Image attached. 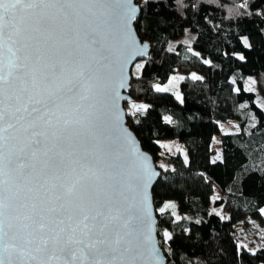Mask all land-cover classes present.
I'll use <instances>...</instances> for the list:
<instances>
[{
    "label": "trees",
    "instance_id": "1",
    "mask_svg": "<svg viewBox=\"0 0 264 264\" xmlns=\"http://www.w3.org/2000/svg\"><path fill=\"white\" fill-rule=\"evenodd\" d=\"M135 2V31L150 42V55L140 59L137 75L131 72L129 95L147 107L126 118L160 171L151 193L166 264H264V246L254 252L240 246L236 229L243 217L259 216L264 205V111L244 80L253 76L264 97V0ZM187 29L203 58L182 41L168 49ZM175 70L202 75L181 80L185 103L155 89ZM248 112L255 124L247 130ZM228 119L238 121L239 130L222 134V158L213 161V134ZM173 137L185 146L186 159L161 154L158 141ZM215 187L213 205L227 219L210 208Z\"/></svg>",
    "mask_w": 264,
    "mask_h": 264
},
{
    "label": "snow or ice",
    "instance_id": "2",
    "mask_svg": "<svg viewBox=\"0 0 264 264\" xmlns=\"http://www.w3.org/2000/svg\"><path fill=\"white\" fill-rule=\"evenodd\" d=\"M136 19L131 0H0V255L8 251L10 240H19L21 248L35 244L38 251L47 250L50 242L54 249L61 244L65 220L59 214L33 212L20 226L9 222L5 231V185L19 188L35 170L33 161L42 154L47 159L41 161L39 175L55 201H81L78 212L69 216L77 227L84 225L81 238L69 235L60 251L70 253L75 260L71 245H83L80 264H145V257L146 264H160L150 227L145 231L150 225L146 158H137L142 164L139 170L133 162L126 191L117 189L103 201L93 196L84 201L87 175L65 168L44 147L50 129L68 131L80 123L77 114L83 101H90L89 106L100 113L114 108V100L109 104L113 53L135 52ZM57 32L62 33L63 42L47 54L41 53L38 43H23L42 36L53 38ZM119 86L123 87L122 79ZM9 129L23 136L22 146L14 143L16 135H4ZM137 196L142 197L139 208ZM164 237L171 239L166 231ZM125 256L130 259H122ZM0 264H5L4 260L0 259Z\"/></svg>",
    "mask_w": 264,
    "mask_h": 264
},
{
    "label": "water",
    "instance_id": "3",
    "mask_svg": "<svg viewBox=\"0 0 264 264\" xmlns=\"http://www.w3.org/2000/svg\"><path fill=\"white\" fill-rule=\"evenodd\" d=\"M131 2L136 6L137 17L140 9L135 0H131ZM135 21H133V38L136 42L135 52L140 54L134 52L128 55L120 50L113 53L114 79L113 87L109 89V104L111 100H114V108L100 113L96 108L89 106L90 101H83V107L80 108L77 114L80 123L73 124L68 131L50 129L44 147L50 149L48 155L52 156L55 161L62 163L65 168L75 169L76 173L87 175L88 193L85 195L84 201L88 200V196L103 201L116 192L117 189L126 191L129 169L132 168V164L135 162L136 169L139 170L142 164L137 158L145 157L149 173L148 176L144 177L147 184L145 193L147 196V215L150 217V225L146 226L145 231L150 227L152 244L155 245L159 254L160 264H166V257H164L162 247L159 244V236H157V216L151 193L160 176V171L152 156L142 148L133 129L128 125L124 107L125 103L132 101V97L129 95L132 66L138 59H147L150 55V42L140 40L137 31H135ZM61 37L62 33L57 32L53 38L42 36L39 37L38 41L25 40L23 43L29 45L38 43L41 53L47 54L63 42ZM121 79L123 87L119 86ZM116 116H118V120L115 118ZM52 132H56L55 137H53ZM4 135H16L17 140L14 143L17 147L22 146L23 136L16 133L14 129H9ZM44 159H47V157L40 154L38 159L33 161L36 165L35 170L31 176L21 183L19 188L15 184L5 185V231H8L7 224L9 222L20 226L27 222L25 216L33 212L43 211L48 215L59 214V217L65 220V225H63L65 232L60 233L61 244L56 245L54 249L53 244L50 242L47 250L38 251L35 244L21 248L19 240H10L8 251L0 255V259L4 260L5 264H64L65 260L69 264H80V249L83 248V245H71L75 251V260H73L70 253L60 251V247L63 246L62 241L69 235L81 238L80 234L81 230L84 229V225L80 224L77 227L74 220L69 219V216L78 212V205L81 201H55L49 191V185H45L44 180L39 175V169L42 166L41 161ZM89 168L92 171H89ZM27 172L28 170H25L26 175ZM93 172L96 175H93ZM135 203L138 208L141 207L142 197L137 196ZM61 204L63 207H61ZM7 206H10V216L7 215L9 210ZM49 209H55L56 211L49 213ZM86 223L91 226V222ZM72 229H75V232ZM96 234L99 235V233ZM21 235H26V233H21ZM92 238L95 239V237ZM122 259L127 260L130 257L125 256ZM143 259L146 264V257Z\"/></svg>",
    "mask_w": 264,
    "mask_h": 264
},
{
    "label": "rangeland",
    "instance_id": "4",
    "mask_svg": "<svg viewBox=\"0 0 264 264\" xmlns=\"http://www.w3.org/2000/svg\"><path fill=\"white\" fill-rule=\"evenodd\" d=\"M194 34L189 31L188 29L185 31L183 35H181L178 39H173L169 42L168 49H175V46L177 43L182 41L186 45H188V50L193 51L197 55H199L201 58H203V54H201L199 51L195 50L192 46ZM246 41V40H245ZM240 56V54H239ZM142 61L138 59L134 65L132 66L131 72L133 74H138L140 71V68L142 66ZM198 77L202 78V75L199 72H196L195 70L183 72L175 70L170 75L169 80L164 84H156L155 89L157 88H163L166 89V91L172 92L175 94V96L180 97V101L182 103H185V98L183 94L180 93V82L183 78L189 77ZM245 80V89L253 91L255 93V99L256 104L259 105L263 111H264V97L260 94V92L257 90L256 86V80L253 76H246ZM124 107L126 109V116L129 118L131 115L135 113H139L145 110L147 107L146 103L139 102L135 103L132 101H128L124 104ZM248 121H247V127L248 130L253 124H255V117L253 113L248 112ZM166 120H170V117H166ZM219 125V132H216L213 134L212 138V147L215 150V153L212 155V160L217 161L218 159H221V136L223 133L227 132H237L239 130V124L238 121L234 119H228L227 121H220L218 122ZM161 149V154H174V153H180L183 157V159H186L187 157V151L183 143L178 140L177 138H162L158 141ZM159 162L163 165V167H171L170 163H167L165 160H160ZM214 193L211 197V201L218 196V190L215 187ZM210 208L213 212H216L217 214L221 215L222 218L227 219L229 218V214L224 211L221 207H215L212 204L210 205ZM260 210L259 216H245L240 220L238 223H236V229L238 232V243L240 246L246 248L247 250L254 252L255 250L261 248L264 246V205Z\"/></svg>",
    "mask_w": 264,
    "mask_h": 264
}]
</instances>
